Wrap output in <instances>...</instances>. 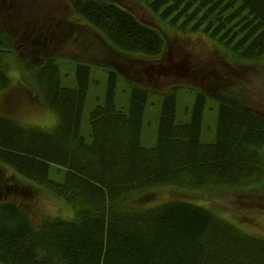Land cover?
Segmentation results:
<instances>
[{"label": "trees", "instance_id": "1", "mask_svg": "<svg viewBox=\"0 0 264 264\" xmlns=\"http://www.w3.org/2000/svg\"><path fill=\"white\" fill-rule=\"evenodd\" d=\"M66 1L75 18L119 51L149 58L163 52L160 32L129 9L110 0ZM138 1L184 33L207 36L229 56L264 65V0ZM7 41L0 29V90L6 91L14 83L8 78L11 64L2 56L13 54L18 65L22 57ZM37 58L30 59L28 77L58 122L48 130L0 115V163L34 187L29 191V184L12 179L9 185L17 188H0V264H264V237L213 206L183 198L133 206L131 200L161 186L181 192L250 188L264 174V115L235 94L197 90L190 117L178 121L177 90L153 92L132 83L128 108L119 109L120 77L109 68L104 102L89 111L87 138L82 122L91 68L79 63L77 84L68 87L56 58ZM16 81L28 88L21 70ZM154 95L156 139L146 146L142 127ZM209 99L217 103V126L206 142ZM39 192L69 206L74 216L53 215L34 224L32 208L21 196Z\"/></svg>", "mask_w": 264, "mask_h": 264}, {"label": "rangeland", "instance_id": "2", "mask_svg": "<svg viewBox=\"0 0 264 264\" xmlns=\"http://www.w3.org/2000/svg\"><path fill=\"white\" fill-rule=\"evenodd\" d=\"M110 1L129 9L141 22L160 32L163 39V52L160 55L149 58L138 53L119 51L89 23L75 18L66 0H1L0 29L10 37L7 42H10L12 50L20 52L22 57L18 65L13 54L2 56V61L11 64L8 78L14 85L8 91L0 90V115L11 116L24 126L52 130L57 125V115L38 99V90L32 84L34 78L28 77L31 73L29 62L35 55L41 60L56 58L62 69L63 86H76L79 63H85L91 68V83L82 122V134L87 138L90 135L89 111L96 104L104 102L106 69L109 68L117 71L120 77L116 96L119 109L127 110L130 94L128 85L132 83L153 92L177 90L178 121L190 117L197 90L213 94H235L246 107L264 115V65L229 56V52L207 36L184 33L180 26H171L168 19L159 18L141 1ZM20 70L24 80L29 81L28 88L16 81ZM155 97L146 108L142 127V139L146 146H150L156 139L159 99ZM216 126L217 103L209 99L204 113L203 141L214 139ZM12 179L29 184L12 167L0 163V188L16 187L9 185ZM33 188L30 186L29 191H33ZM144 192L140 198L131 197L133 206H153L173 198H183L213 206L218 214L237 226L253 235L264 237V174L244 190L232 191L217 187L209 192H181L179 189L161 186ZM21 197L27 200V207L32 208L34 224L53 215L66 219L74 216L69 206L59 205L48 193L39 192L34 196Z\"/></svg>", "mask_w": 264, "mask_h": 264}, {"label": "flooded vegetation", "instance_id": "3", "mask_svg": "<svg viewBox=\"0 0 264 264\" xmlns=\"http://www.w3.org/2000/svg\"><path fill=\"white\" fill-rule=\"evenodd\" d=\"M0 2H1V0H0ZM3 2H4V1H3ZM2 6L5 7L6 9H10L9 7L5 6L4 4H2ZM11 8H12V6H11ZM12 9H13V8H12Z\"/></svg>", "mask_w": 264, "mask_h": 264}]
</instances>
